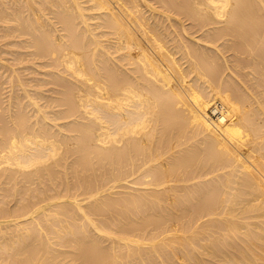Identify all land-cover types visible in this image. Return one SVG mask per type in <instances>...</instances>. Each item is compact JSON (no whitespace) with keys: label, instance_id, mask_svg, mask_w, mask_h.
I'll use <instances>...</instances> for the list:
<instances>
[{"label":"bare ground","instance_id":"1","mask_svg":"<svg viewBox=\"0 0 264 264\" xmlns=\"http://www.w3.org/2000/svg\"><path fill=\"white\" fill-rule=\"evenodd\" d=\"M0 264H264V0H0Z\"/></svg>","mask_w":264,"mask_h":264}]
</instances>
